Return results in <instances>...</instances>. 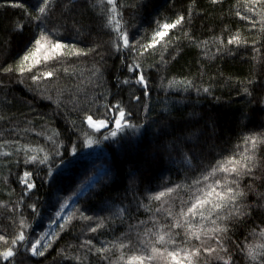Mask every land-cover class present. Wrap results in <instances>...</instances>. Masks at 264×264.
<instances>
[{
    "label": "trees",
    "instance_id": "1",
    "mask_svg": "<svg viewBox=\"0 0 264 264\" xmlns=\"http://www.w3.org/2000/svg\"><path fill=\"white\" fill-rule=\"evenodd\" d=\"M20 2L25 8L0 7V235L18 234L22 216L23 231L35 243L47 223L57 220L60 203L74 200L66 215L71 214L70 219L55 223L46 243L51 247H41L44 257L32 256L19 245L16 264H129L130 256L152 254L153 247L184 252L201 247V241L186 235L204 227L200 217L189 229L179 216L180 200L188 198L185 170L169 158L167 143L192 132L207 143L214 139L218 150L225 149V156L235 152L242 162L245 155L253 160L262 155L252 151L251 141L245 153L243 141L255 134L259 144L264 133L259 126L264 104L256 103L264 99L260 87L264 85V10L251 4L256 10L249 11L246 0H115L125 6L115 11L107 0H74L75 7L69 0H58L50 20L38 27L40 22L28 16L29 12L35 15L36 0ZM120 13L118 29L108 17L116 20ZM180 13H191V22L170 30L154 48L125 49L122 29L136 33L140 44L147 45L157 23H170ZM244 15L250 19H243ZM17 23L24 25L22 30L15 27ZM53 26L65 45L55 52L48 49L47 40L35 44L41 29ZM230 36L248 43L228 44ZM26 54L28 60L23 59ZM132 63L140 64L138 72L148 78L147 96L129 71L127 65ZM46 71L53 75L44 76ZM32 76L40 79L33 81ZM245 87L252 96L244 92ZM133 95L140 97L139 102ZM118 101L125 117L112 137ZM166 106L171 113L169 127L161 129V118L168 116ZM88 115L95 126L88 124ZM100 120L105 121L103 127L96 124ZM213 121L216 135L210 138ZM89 138L93 143H86ZM26 156L37 159L26 163ZM26 171L32 175L25 178ZM24 179L35 187L27 189ZM162 183L174 192L150 200ZM30 204L36 205L35 211ZM100 218L103 226L96 228ZM172 223L179 227L170 229ZM212 227L206 224L207 229ZM260 228H264L260 219L249 218L233 230L235 235L230 233L228 247L235 264H247L248 244L264 242ZM175 232L180 233L175 245L160 241L161 235L168 240ZM202 238L215 247L208 236ZM237 245L245 246V254L237 256ZM7 246L0 241V251ZM207 255L191 258L205 264Z\"/></svg>",
    "mask_w": 264,
    "mask_h": 264
},
{
    "label": "snow or ice",
    "instance_id": "2",
    "mask_svg": "<svg viewBox=\"0 0 264 264\" xmlns=\"http://www.w3.org/2000/svg\"><path fill=\"white\" fill-rule=\"evenodd\" d=\"M72 3V7H75L74 0H69ZM216 0H213L215 3ZM108 5L112 6V10L115 11L119 7H125L124 5H118L115 0H107ZM7 4H11L13 7L25 8V4L20 2V0H0V7ZM251 4H256L264 10V0H246L245 6L249 11H255V8L251 7ZM35 9V15L33 16L31 12L28 16L31 19L39 21L40 25L48 22L52 14L56 11L58 7V0H36V4L33 5ZM85 7L87 5L85 4ZM136 7V5H133ZM237 16H241V13L237 11L235 13ZM122 13L119 14V19L113 20L111 15L108 17L109 23L117 24L118 29L120 28V20L122 19ZM243 19H250L248 15H244ZM191 22V13L187 16L183 13L177 14L176 18L170 23H164L162 26L157 23L156 29L153 30L152 38L150 43L147 45H141L140 40L136 39V33L122 29V39L125 49L131 52H136L139 46L141 49L154 48L155 45L159 44L161 40L168 34L172 29L177 27L183 28L186 23ZM23 24L17 23L15 27L18 30L23 29ZM254 26V25H253ZM262 27H264V18H262ZM55 26L51 30L47 28L41 29V37L35 39V44L40 46L41 40H47V47L50 51L55 52L65 45L61 43L62 37L55 36ZM144 39V38H141ZM228 44L235 43L236 45L247 44V40H241L239 36H230L228 39ZM253 44L256 41H252ZM74 47V46H73ZM167 50V49H166ZM218 51H223V49H218ZM256 51V49H253ZM79 54V53H78ZM255 58V57H254ZM24 60H28L29 57L26 54L23 57ZM45 60L49 59L48 56L44 57ZM163 59V57H162ZM129 71L136 77L139 84L143 85V95L147 96L149 94L148 78L143 71H139L141 68L140 64L132 63L127 65ZM5 71H11V69H5ZM21 72L24 71L23 68L20 69ZM53 72L46 71L44 76L51 77ZM40 78L38 76H32L33 81H37ZM125 84L128 83L127 80L124 81ZM172 83L171 81L169 82ZM249 84L252 81L248 82ZM191 81L188 82V87H192ZM264 89V85H260ZM200 91L199 88L196 89ZM203 91L207 92L208 89L204 88ZM244 92L249 96L253 93L249 92L247 87L244 88ZM132 99L139 102L140 97L133 95ZM256 103L264 104V99L257 100ZM116 107L119 110V116L115 119V129L109 134L112 137L117 136L118 130L122 127V119L125 117V109L120 107V102L118 101ZM165 112L168 116L161 118L159 127L165 129L169 127V117L171 115L167 106L165 107ZM261 113H264V108L260 109ZM195 115V113H193ZM88 124L93 125V117L88 115L86 117ZM261 123L260 127L264 128V115L260 117ZM126 122V121H125ZM127 123V122H126ZM213 123L212 132L210 138L216 135L215 123ZM100 127L105 125V121H97ZM95 126V125H93ZM132 126V125H129ZM251 141V149L255 152H260L262 155L256 160H253L251 156H243V162L241 159L237 158L235 152L232 155L225 156V149H219L216 145L214 139L210 143L201 141L195 133L189 132L187 135H180L174 137L171 141L167 143L166 151L170 159L178 160L185 170V194L188 197L186 200H180V213L179 216L184 217L187 222V227L192 229L194 227V218L200 217L201 227L199 232H190L186 235H192L196 240L201 241V247L194 248L192 252H184L182 249L167 250L166 248H152V254L145 255H133L129 257V264H144L147 260L148 264H185V258H187V264H199V260L194 261L191 257L195 255L199 257L201 253L208 254L204 257L205 264H219V261H224L225 264H235V257L231 254L228 245L231 243V235H235L234 229L238 225H244L249 222V218L260 219L261 224H264V133L260 134V143L257 142V136L255 134L246 136L244 138L245 153L249 151L248 144ZM86 143L91 144L93 141L89 138ZM26 147V146H25ZM75 151V148H73ZM213 153H215L213 155ZM37 157L26 156V163L28 161H35ZM41 160L40 163L46 162ZM251 161V163H250ZM32 173L24 172V177L27 178ZM247 178V179H246ZM191 181L188 183L187 181ZM22 183H26L27 189H32L35 187L33 183L27 182V180H21ZM170 183V181H169ZM160 188V191L154 192V196L149 199H154L159 201L166 193L172 194L174 192L173 187L167 186V183H162L156 186ZM176 189L180 188V185H175ZM146 192L153 191L151 188H146ZM22 199V198H21ZM175 201H173V204ZM210 206V207H209ZM28 207L32 208L34 211L36 209L35 204H30ZM63 208V205H61ZM186 208V211H185ZM15 211V208L13 209ZM127 211V209L121 210ZM59 215V212H57ZM168 216H172V211L167 213ZM84 219H90L81 213ZM65 217V220L70 219ZM104 220L100 218V223L96 225V228L103 226ZM141 223H144L141 221ZM211 223L212 228L207 229L206 224ZM26 227L25 221L21 216L20 219V231L18 234L8 237L6 235H0V241H4L8 246L0 251V259L4 261V264H16L17 256V246L24 245L26 252H31L32 256L44 257L45 252L37 247L40 241L37 240L35 243H31L28 237L23 231ZM63 227V225H61ZM179 227L178 223H172L170 229H176ZM96 228L89 229L90 231H96ZM255 228H253V234H255ZM231 233V235H230ZM203 236H208L209 241L215 242V247L209 246V244L204 243ZM260 237L264 240V228L259 230ZM180 236L179 232H175L174 235H170L168 240H165L164 236H160L159 239L162 243H171L173 245L177 242V237ZM31 243V247L28 248L27 245ZM86 244L91 245L92 241H86ZM45 249L51 247L50 244L43 245ZM238 249L237 256L240 254H245V246L237 245ZM248 251L245 254V260L247 264H264V242L258 244H248ZM219 249V252L217 251ZM103 252L104 249H99ZM183 253V255L181 254ZM220 253H223L221 255ZM77 259H79L77 257Z\"/></svg>",
    "mask_w": 264,
    "mask_h": 264
},
{
    "label": "rangeland",
    "instance_id": "3",
    "mask_svg": "<svg viewBox=\"0 0 264 264\" xmlns=\"http://www.w3.org/2000/svg\"><path fill=\"white\" fill-rule=\"evenodd\" d=\"M95 178H96L95 175L92 176L91 179H90V183H92V181ZM24 180H26V179H24ZM27 182H30V181L27 180ZM25 185H26V183H25ZM73 200H74L73 197H71L70 199L64 200L63 202L60 203L59 207L55 210V218L57 220L56 221H52L50 223H47L45 230L43 231V233L41 234L40 238L38 239L40 241V244H37V247L39 249H41V247L43 245H45L47 243V241L50 239V237H51V235L53 234V231H54L55 223H58V222L64 220V218L66 217L67 212H68ZM61 205H63V208H61ZM57 212H59V215H57Z\"/></svg>",
    "mask_w": 264,
    "mask_h": 264
},
{
    "label": "water",
    "instance_id": "4",
    "mask_svg": "<svg viewBox=\"0 0 264 264\" xmlns=\"http://www.w3.org/2000/svg\"><path fill=\"white\" fill-rule=\"evenodd\" d=\"M110 112L112 113V110H110ZM112 117H113V114H112ZM123 124L127 125L126 122H124ZM113 126H114V128H115V121L113 122Z\"/></svg>",
    "mask_w": 264,
    "mask_h": 264
}]
</instances>
